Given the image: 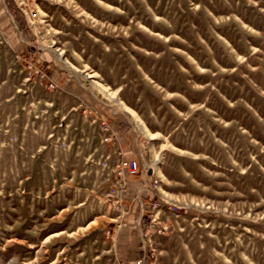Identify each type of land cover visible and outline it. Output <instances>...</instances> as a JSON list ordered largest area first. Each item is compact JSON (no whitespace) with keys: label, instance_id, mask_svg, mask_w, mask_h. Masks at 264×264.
<instances>
[{"label":"rangeland","instance_id":"374dc122","mask_svg":"<svg viewBox=\"0 0 264 264\" xmlns=\"http://www.w3.org/2000/svg\"><path fill=\"white\" fill-rule=\"evenodd\" d=\"M0 264H264V0H0Z\"/></svg>","mask_w":264,"mask_h":264},{"label":"built area","instance_id":"2783aa9c","mask_svg":"<svg viewBox=\"0 0 264 264\" xmlns=\"http://www.w3.org/2000/svg\"><path fill=\"white\" fill-rule=\"evenodd\" d=\"M50 87H52V85H50ZM117 170L118 178H120L123 186H125L127 185V178H133L138 174V162L136 160L121 161ZM146 187L147 185L144 188Z\"/></svg>","mask_w":264,"mask_h":264},{"label":"crops","instance_id":"0c3cea01","mask_svg":"<svg viewBox=\"0 0 264 264\" xmlns=\"http://www.w3.org/2000/svg\"><path fill=\"white\" fill-rule=\"evenodd\" d=\"M130 181H135V180H130ZM128 186H129V189L127 190V192H130L128 195H130L131 194V196H133V192H131L130 191V187L132 186V187H136V185H134V184H131L130 182H129V184H128ZM137 188V187H136ZM126 191H124V193H125ZM135 193V192H134ZM135 195V194H134ZM126 204L128 205L129 204V202H126ZM129 244V243H128ZM127 242H124L123 240H121L119 243H118V248H119V250H122V249H124V248H127ZM135 263V262H134Z\"/></svg>","mask_w":264,"mask_h":264},{"label":"trees","instance_id":"16d2710c","mask_svg":"<svg viewBox=\"0 0 264 264\" xmlns=\"http://www.w3.org/2000/svg\"><path fill=\"white\" fill-rule=\"evenodd\" d=\"M17 22L19 23L18 25H19V28L21 29V30H23V28H24V23H23V21L21 20V19H17Z\"/></svg>","mask_w":264,"mask_h":264}]
</instances>
